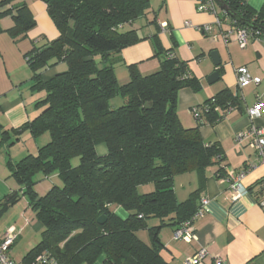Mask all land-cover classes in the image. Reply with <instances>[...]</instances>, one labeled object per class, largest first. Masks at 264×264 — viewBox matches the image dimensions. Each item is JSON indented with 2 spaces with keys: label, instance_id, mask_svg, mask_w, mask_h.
Listing matches in <instances>:
<instances>
[{
  "label": "trees",
  "instance_id": "obj_1",
  "mask_svg": "<svg viewBox=\"0 0 264 264\" xmlns=\"http://www.w3.org/2000/svg\"><path fill=\"white\" fill-rule=\"evenodd\" d=\"M43 1L59 36L26 54L35 87L46 90V96L38 102L43 111L21 130L29 129L35 138L49 133L50 140L38 154L10 161V176L19 188L0 200L3 213L26 196L43 225L40 241L22 264L43 252L60 264H94L100 258L104 264H172L164 256L160 231L171 226L174 237L200 207L207 169L220 164L222 171L225 166L224 148L206 143L200 127L223 118L240 103V94L221 90L204 102L197 125L185 127L178 94L186 87L199 89V80L174 47L162 46L157 33L152 35L154 55L160 59L157 70L143 74L138 64H129L124 84L116 73L124 64L122 50L147 38L136 22L150 12V0ZM223 1L231 12L264 26V7L257 10L247 0ZM8 4L0 12V17H13L7 31L14 38L26 36L37 24L29 0L0 1V7ZM220 16L226 25L247 28L251 36L264 35L223 10ZM61 62L67 67L43 80L42 70ZM101 144L106 146L103 155L98 152ZM75 157L78 165L72 164ZM188 172L197 173L199 187L180 200L175 179ZM38 174H57L63 185L39 194ZM147 184L154 189L140 193L139 187ZM115 206L129 215L121 217ZM102 215L107 220L100 224ZM151 219L159 223L151 225ZM143 230L149 239L141 235Z\"/></svg>",
  "mask_w": 264,
  "mask_h": 264
},
{
  "label": "crops",
  "instance_id": "obj_2",
  "mask_svg": "<svg viewBox=\"0 0 264 264\" xmlns=\"http://www.w3.org/2000/svg\"><path fill=\"white\" fill-rule=\"evenodd\" d=\"M42 1L29 0L37 24L26 36L14 38L7 31L14 24L12 15L0 17V27L3 29L0 32V181L10 179V161L17 162L28 154H38L39 148L47 142L43 140L45 134L35 138L29 129L21 130L24 124L34 120L43 111L44 107L38 105V102L46 96V90L35 87L34 71L27 59L25 60L26 54L34 47L47 45L59 36L58 29L53 26L46 13L47 5ZM199 2L200 0H150V12L145 17V23L138 27L140 35L147 38L122 50L124 64L117 66L116 73L120 83L124 84L129 81L127 68L129 64H138L143 74L157 70L160 59L154 55L152 39V35L157 33L162 46L165 49L174 47L177 55L189 62L191 71L199 80V89L186 87L178 94V114L185 127L197 125L192 108L202 107L206 100L221 90L229 88L240 94V103L236 107L228 108L223 118L214 124L207 122L200 127L201 136L206 143L217 142L224 148L226 160L223 162L225 166L222 171H219L220 164L207 169V180L201 190L200 199L206 197L209 201L204 216L194 223L197 239L191 242L177 240L173 237L174 228L171 226L163 227L160 237L165 245L164 256L172 264H182L187 257L193 256L204 247L209 251L205 259L206 264H212L214 257L224 259L226 264H264V210L258 203L264 163L259 153L252 147L251 142L254 140L252 135L245 137L242 142L235 141L238 132L249 131L253 125L264 128V109L254 120L247 114V108L259 101L264 103V35H252L248 45L241 48L234 40L235 32L226 43L221 29L216 26L214 30L218 38L213 39L200 27L215 23L216 14L199 11ZM247 2L257 10L264 7V0ZM9 6L11 4L1 6L0 12ZM220 12L221 9L218 7V14ZM154 19L156 21L152 23ZM164 23L169 30L162 28L161 25ZM229 26L231 25L224 24L222 29L229 30ZM215 50L218 51L221 60L219 66L214 64L211 57ZM240 66H247L251 74L262 79L261 82L240 88L236 75V69ZM66 67V64L61 62L43 69L41 72L43 80H50ZM215 71L220 77L210 83L208 77ZM220 111L222 114V110ZM24 135L33 138L31 146L27 147L26 144L22 146ZM17 147L19 150H15ZM98 152L105 154L106 146L99 145ZM245 170L242 183L251 192L242 198L232 200L229 190L230 173L237 175ZM40 175L36 184L39 194L40 190L47 192L53 181H59L57 174L49 177ZM198 187L199 178L196 172L180 174L175 179V189L180 200L186 199ZM153 189V184L142 185L139 192L146 193ZM114 209L123 218L129 215L121 206H115ZM8 211L9 209L0 212V218ZM29 219L23 223L15 221L12 225L2 228L0 237L9 227H16L21 233L30 224L38 231L43 230V225L38 220L31 223ZM149 223L157 225L159 220L151 219ZM143 232L146 235L144 239H149L146 230ZM21 233L12 249L21 239L23 234ZM34 246L30 245L27 252ZM94 264L104 263L100 258Z\"/></svg>",
  "mask_w": 264,
  "mask_h": 264
},
{
  "label": "built area",
  "instance_id": "obj_3",
  "mask_svg": "<svg viewBox=\"0 0 264 264\" xmlns=\"http://www.w3.org/2000/svg\"><path fill=\"white\" fill-rule=\"evenodd\" d=\"M199 11L214 12L216 14V22L213 24H206L200 29L207 32L210 37L213 39L218 38V34L215 32L214 28L217 26L222 31L225 42L229 41L231 34L235 32V41L238 42L241 48H245L249 41L251 34L249 30L240 26H229L230 29L224 31L222 29L223 25L226 24L225 20L218 14V5L215 0H200L198 4ZM186 24H190L186 22ZM164 30H168L167 25L164 23L161 25ZM237 83L240 88L245 87L249 84H259L261 78L254 76L248 70L247 66H240L236 69ZM264 109V103L262 101L257 102L254 106L247 108V114L250 119L254 120L255 118L261 115L262 110ZM202 111V107H193L192 113L194 116H198L199 112ZM249 135L254 137V140L251 142L252 147L259 153L260 157L264 163V128H258L255 125L251 127L249 131L238 132L235 136L236 142H242L243 139ZM245 171L240 172L237 175H234L233 172L230 173V194L231 199L236 200L239 198L248 195L251 190L242 183ZM208 198L202 197L200 199V207L195 212V214L185 221L175 232L174 238L177 240H184L191 242L194 239H197L195 221L204 216L205 208L208 204ZM258 203L264 210V176L261 180V187L259 191ZM21 230L16 227H9L6 233L0 237V264H22L14 259L11 255V249L15 244L18 236L20 235ZM209 255L207 248L199 249L193 256L187 257L182 264H206L205 259ZM28 264H60L52 255L48 252H43L39 254L32 262ZM212 264H226V261L220 257H214Z\"/></svg>",
  "mask_w": 264,
  "mask_h": 264
},
{
  "label": "rangeland",
  "instance_id": "obj_4",
  "mask_svg": "<svg viewBox=\"0 0 264 264\" xmlns=\"http://www.w3.org/2000/svg\"><path fill=\"white\" fill-rule=\"evenodd\" d=\"M42 2H44V1H42ZM46 13L48 15V18L51 20L53 26L57 29L56 24L54 23L53 19L49 15L48 11H46ZM39 20L41 22V16H39ZM143 23H145L144 17L139 19L136 22V27H139ZM127 28L129 29L130 26H128ZM25 60H26V58H25ZM120 101H121L120 98L117 99V102H120ZM26 131H28V130H26ZM26 131H24V132H26ZM28 132L26 134H28ZM27 136L28 135L22 136L23 142L21 141V143L23 144L22 145L23 147L25 144L27 147H29L34 142L33 138L30 139L29 136L28 137ZM43 140H45L47 142L50 140L49 133H46L44 135ZM30 142H32V143H30ZM15 150H19V147H17V149H15ZM79 161H80L79 157H75L72 160V164L78 165ZM38 176H41V175L39 174ZM56 183H58V185H63V182L60 178H59V181L58 180L53 181L52 185H54ZM17 187H19V184L15 181V179L13 177L10 176V179L9 178L2 179L0 181V198L4 197L7 193L17 189ZM40 191L43 194L45 193L42 190H40ZM26 211H27V213H26ZM27 217L30 218L29 220L31 223L33 221H37L36 213L32 209V207L29 205L28 198L26 196L22 195L21 198L15 204L10 206L9 211L2 218H0V231L2 228H5V227H8L9 225H12L15 221H21V223L26 222L28 219ZM17 227L21 228V226H18V225H17ZM22 233H21L22 234L21 239L19 240L17 245H15V248H13L11 250V255L14 257V259L18 262H21V263L23 260V256L26 254L27 249L30 247V245H36L40 241L41 236H42V231H38V229L36 227H33L30 224V226H28L25 229V231ZM141 235L143 237L146 236L143 231H141Z\"/></svg>",
  "mask_w": 264,
  "mask_h": 264
},
{
  "label": "water",
  "instance_id": "obj_5",
  "mask_svg": "<svg viewBox=\"0 0 264 264\" xmlns=\"http://www.w3.org/2000/svg\"><path fill=\"white\" fill-rule=\"evenodd\" d=\"M216 3H217L218 7H219L221 10H223V11L227 12L228 14H230V15H231L234 19H236L237 21H239V22H241V23H243V24H245V25L251 26L252 28H254V29H256V30H259V31H261L262 33H264V26L259 25V24L255 23V22H253V21L245 20V19L241 18L240 16H238V14L231 12L230 9H229V7L224 3L223 0H216ZM211 57H212L213 62H214L215 65L219 66V65L221 64V60H220V57H219V53H218V51H216V50L213 51V52L211 53ZM219 77H220L219 73H218L217 71H215V72H213V73L208 77V80H209L210 83H213V82H215L216 80H218ZM106 220H107V218H106L105 215H102V216H100V217L98 218V222H99L100 224L105 223Z\"/></svg>",
  "mask_w": 264,
  "mask_h": 264
}]
</instances>
